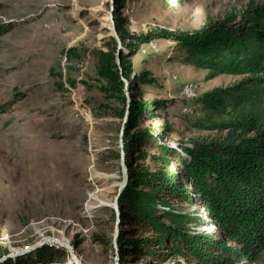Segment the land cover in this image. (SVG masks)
<instances>
[{
	"label": "rangeland",
	"instance_id": "obj_1",
	"mask_svg": "<svg viewBox=\"0 0 264 264\" xmlns=\"http://www.w3.org/2000/svg\"><path fill=\"white\" fill-rule=\"evenodd\" d=\"M263 4L126 0L119 17L130 36L185 34ZM111 8V0H0V264L36 261L43 249L66 252L53 264L119 259L113 239L114 200L124 179L122 126L103 108L109 103L98 89L93 55L112 37ZM129 61L132 78L147 75V85H135L139 99L166 102L146 126L171 144L200 139L204 133L191 124L202 115L201 102L239 80H207V70L187 64L178 44L165 39L138 44ZM192 86L189 100L183 89ZM186 209L195 218L207 216L201 207ZM208 222L187 228L213 232Z\"/></svg>",
	"mask_w": 264,
	"mask_h": 264
},
{
	"label": "trees",
	"instance_id": "obj_2",
	"mask_svg": "<svg viewBox=\"0 0 264 264\" xmlns=\"http://www.w3.org/2000/svg\"><path fill=\"white\" fill-rule=\"evenodd\" d=\"M125 1H115L114 23L123 44L132 40L129 52L122 50L118 65V45L109 37L107 49L93 54L98 89L109 103L101 106L121 126L128 104L123 79L131 99L123 133L129 183L118 203L119 264H264V4L193 33L130 36L119 17ZM153 39L177 43L183 61L207 70V80L239 78L201 102L202 115L191 126L204 134L190 144H171L166 134L146 126L167 104L139 99L136 88L148 79L132 78L129 59L138 44ZM194 206L207 216L190 215L186 208ZM205 220L213 232L187 228ZM38 253L27 264H53L66 255L49 249Z\"/></svg>",
	"mask_w": 264,
	"mask_h": 264
},
{
	"label": "water",
	"instance_id": "obj_3",
	"mask_svg": "<svg viewBox=\"0 0 264 264\" xmlns=\"http://www.w3.org/2000/svg\"><path fill=\"white\" fill-rule=\"evenodd\" d=\"M116 0H111V13H110V27H111V34L112 37L115 39L117 45H118V50H117V64L120 65V57H121V52L123 50V43L121 41L120 36L118 35L117 31H116V27H115V23H114V9H113V5L115 4ZM121 76H123V74L121 73ZM123 82L125 83V94L126 97L128 99V104H127V109H126V114H125V118L123 120V124H122V128H121V133L119 136V146L121 149V168L123 171V175H124V179H123V183L121 185V187L118 189L117 192V196L114 200V211H115V215H116V222H115V234H114V246H115V250H116V255L118 257V244H117V240H118V236H119V226H120V221H121V215H120V211H119V207H118V203H119V199L120 196L122 194V192L125 190V188L128 186L129 183V174H128V168L126 165V160H125V153H124V138H123V133L125 131V127L128 123V118H129V113H130V98H129V94H128V88H129V84L128 81L126 79H123ZM116 264H119V259H116Z\"/></svg>",
	"mask_w": 264,
	"mask_h": 264
},
{
	"label": "bare ground",
	"instance_id": "obj_4",
	"mask_svg": "<svg viewBox=\"0 0 264 264\" xmlns=\"http://www.w3.org/2000/svg\"><path fill=\"white\" fill-rule=\"evenodd\" d=\"M152 45V44H151ZM195 87H190V88H184L183 89V95L189 99V100H193L194 96H195ZM197 92V91H196ZM197 94V93H196Z\"/></svg>",
	"mask_w": 264,
	"mask_h": 264
},
{
	"label": "built area",
	"instance_id": "obj_5",
	"mask_svg": "<svg viewBox=\"0 0 264 264\" xmlns=\"http://www.w3.org/2000/svg\"><path fill=\"white\" fill-rule=\"evenodd\" d=\"M191 112H193V111L191 110ZM191 112H190V113H191Z\"/></svg>",
	"mask_w": 264,
	"mask_h": 264
}]
</instances>
